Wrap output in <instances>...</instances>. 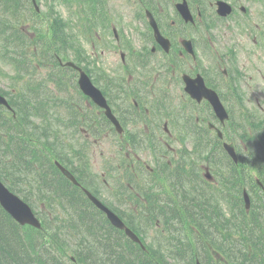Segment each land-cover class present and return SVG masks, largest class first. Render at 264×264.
Listing matches in <instances>:
<instances>
[{"label": "trees", "instance_id": "1", "mask_svg": "<svg viewBox=\"0 0 264 264\" xmlns=\"http://www.w3.org/2000/svg\"><path fill=\"white\" fill-rule=\"evenodd\" d=\"M55 35L64 37L61 32L57 31ZM2 45L5 46L4 43ZM263 167L264 165H262ZM262 171L264 170L262 169ZM260 175L264 177V172ZM256 201L259 204L253 206L248 214L243 215V211L240 209V216L234 221L229 218L220 219L222 215L219 203L211 205L207 201L200 202L194 212L181 211V219L190 221L187 223V227L195 243L203 245L206 243V247L203 249V255L206 257L212 258V255H216L221 260L246 262L250 261V255L253 253L251 247L259 248L264 244V193L256 196ZM4 240L8 243L6 239ZM105 240V244L109 247L115 246L109 242L108 238L105 237ZM9 241L11 242V240ZM156 254L158 253L156 252ZM16 256L15 252L11 259L8 258L10 264H28ZM159 256V254L156 255L155 261L159 260ZM116 257L124 260L125 255L117 252ZM87 262H89V257H84V254H81L77 260V264H86ZM251 264H261V258L253 256Z\"/></svg>", "mask_w": 264, "mask_h": 264}, {"label": "rangeland", "instance_id": "2", "mask_svg": "<svg viewBox=\"0 0 264 264\" xmlns=\"http://www.w3.org/2000/svg\"><path fill=\"white\" fill-rule=\"evenodd\" d=\"M60 11H61V15L63 17H67L66 11H64L63 9H60ZM66 55H70V52H66ZM98 58L102 59V57H98ZM245 65H247V63H245ZM3 72L6 73L7 75L11 74V70L8 67H4ZM7 85H8V82L6 80L0 79V87L1 86L6 87ZM2 232H0V234H2V236H0V248H1V251L5 254V256L7 258L11 259L12 255L15 254V251L12 248H10L9 246H11V247H15V246L12 244L8 245V243H10L9 238H8V236L3 234ZM3 236L5 237L4 239H6L8 241V243L2 238Z\"/></svg>", "mask_w": 264, "mask_h": 264}]
</instances>
